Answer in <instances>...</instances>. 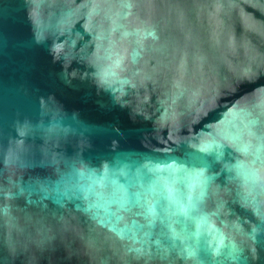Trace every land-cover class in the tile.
<instances>
[{"label": "water", "instance_id": "obj_1", "mask_svg": "<svg viewBox=\"0 0 264 264\" xmlns=\"http://www.w3.org/2000/svg\"><path fill=\"white\" fill-rule=\"evenodd\" d=\"M0 264H264V0H0Z\"/></svg>", "mask_w": 264, "mask_h": 264}]
</instances>
